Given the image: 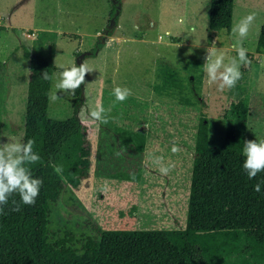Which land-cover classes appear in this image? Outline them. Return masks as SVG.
Masks as SVG:
<instances>
[{"label":"rangeland","instance_id":"rangeland-1","mask_svg":"<svg viewBox=\"0 0 264 264\" xmlns=\"http://www.w3.org/2000/svg\"><path fill=\"white\" fill-rule=\"evenodd\" d=\"M209 2L121 0L112 35L96 55L81 57L91 70L85 76L80 116L88 128L92 164L80 188L66 185L50 203L54 238L69 231L80 247L87 236H99L104 229L184 228L200 117L209 125V144L221 143L231 123L242 150L246 140H264V53L256 50L264 0H234L232 28L256 14L242 44L251 63L241 65V79L223 90L207 82L205 50L215 42L225 50L228 63L237 55L232 45L240 37L232 28L229 35L209 30ZM109 11L110 0H0L1 71L10 81L9 61H14L12 82L17 84H9L7 105L0 106V143L23 139L29 74L23 47L57 66L73 65L76 52L94 48ZM62 73L53 76L51 94L58 99L50 100L49 113L54 118L72 113V94L56 87ZM199 75L203 83L198 106L178 103L172 93L175 85L192 83ZM116 87L131 89L132 95L117 101ZM97 101L107 124L82 115ZM174 144L180 149L176 153ZM162 167H170L167 175L160 172Z\"/></svg>","mask_w":264,"mask_h":264},{"label":"trees","instance_id":"trees-1","mask_svg":"<svg viewBox=\"0 0 264 264\" xmlns=\"http://www.w3.org/2000/svg\"><path fill=\"white\" fill-rule=\"evenodd\" d=\"M121 0H110L105 28L94 48V56L112 35L118 23ZM234 0H210L208 28L231 32ZM264 53V18L256 41ZM57 66L45 55L23 47L29 60L22 143L35 140L34 152L41 160L29 165L43 185L35 205H24L13 193L0 214V264H264V172L249 179L242 165L245 156L238 143V130L231 123L223 141L209 144V125L200 117L195 156L190 173L187 220L181 229H104L87 236L80 247L73 233L54 238L49 228L50 203L56 202L66 185L78 189L90 175L92 145L81 120L85 103V81L72 94V113L65 118L50 116L53 76L83 64ZM0 62V106L4 104L6 81ZM202 72L201 69H199ZM47 72L48 79L43 78ZM167 79L172 77L166 73ZM199 75L192 83H178L172 91L177 102L198 106L203 83ZM86 79V78H85ZM53 166L62 168L57 174ZM20 211H12V201Z\"/></svg>","mask_w":264,"mask_h":264},{"label":"clouds","instance_id":"clouds-1","mask_svg":"<svg viewBox=\"0 0 264 264\" xmlns=\"http://www.w3.org/2000/svg\"><path fill=\"white\" fill-rule=\"evenodd\" d=\"M255 18L256 14L251 13L232 28L233 33L239 34L240 41L232 45V49L237 55L230 58L228 63H225V50L223 48H217L215 42H212L205 50V63L202 67L209 85L218 84L219 88L223 90L225 87H234L237 81L241 79V65L246 66L251 63L247 57L248 50L242 46L243 39L248 36ZM182 22L183 20L181 19L180 23ZM108 43H111V40ZM89 72L91 70L84 63L79 67L73 66L66 69L63 71L62 78L56 87L65 93L74 94L75 89L84 83L85 76ZM43 78H49L46 71L43 73ZM114 95L117 101L123 102L128 96L132 95V91L128 88L116 87L114 89ZM49 99L55 101L58 99V96L53 93ZM82 115L86 119L94 122H100L102 124L108 123L105 109L99 101L94 106L89 104L88 111L82 113ZM145 127L149 126L146 124ZM34 144L35 140L33 139L22 143L12 138H8L7 143H0V206L7 205L9 197L13 193L19 194L20 200L24 205H35L36 198L43 185V180L34 177L29 167V165L41 160L40 155L33 150ZM179 150L174 144L172 152L176 153ZM243 152L245 160L242 167L247 172L248 178L254 179L258 173L264 172V140H246ZM116 155L119 156L120 153L117 152ZM53 167L57 174L62 172L61 167ZM169 171L170 167L160 168V172L164 175H167ZM261 184H264V180L254 186V191L260 192ZM12 203L14 205L12 211H20V205L15 200ZM3 211V207H0V214Z\"/></svg>","mask_w":264,"mask_h":264},{"label":"crops","instance_id":"crops-1","mask_svg":"<svg viewBox=\"0 0 264 264\" xmlns=\"http://www.w3.org/2000/svg\"><path fill=\"white\" fill-rule=\"evenodd\" d=\"M9 63H10L9 64V66H10L9 67L10 68L9 70H10V73H11L10 74L11 75V80L10 79L9 80L11 82L8 81V80H6V85H5V89H4V104H3L4 106H6L7 105V102H8L7 101L8 100V98H7V95L8 94L7 93H8V87H10L9 84L11 83L12 86H17V84L15 82H12L13 80H16L15 79L16 78V76H15L16 74L14 75V72H15L14 61L13 62L12 61H9Z\"/></svg>","mask_w":264,"mask_h":264},{"label":"water","instance_id":"water-1","mask_svg":"<svg viewBox=\"0 0 264 264\" xmlns=\"http://www.w3.org/2000/svg\"><path fill=\"white\" fill-rule=\"evenodd\" d=\"M85 55V53L81 54L80 57H83Z\"/></svg>","mask_w":264,"mask_h":264}]
</instances>
